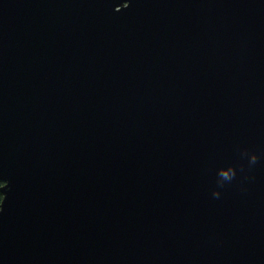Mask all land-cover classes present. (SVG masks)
Listing matches in <instances>:
<instances>
[{"label":"water","instance_id":"obj_1","mask_svg":"<svg viewBox=\"0 0 264 264\" xmlns=\"http://www.w3.org/2000/svg\"><path fill=\"white\" fill-rule=\"evenodd\" d=\"M0 183V264H264V0H0Z\"/></svg>","mask_w":264,"mask_h":264},{"label":"clouds","instance_id":"obj_2","mask_svg":"<svg viewBox=\"0 0 264 264\" xmlns=\"http://www.w3.org/2000/svg\"><path fill=\"white\" fill-rule=\"evenodd\" d=\"M257 160V157L255 155L251 156L250 157V163H255ZM231 168V167H230ZM232 169V168H231ZM221 175L223 176L224 174L221 173ZM235 173H234V170L232 169V174L230 177H227L228 181H230L233 177H234ZM214 196H218L219 194L218 193H213ZM4 201V200H3Z\"/></svg>","mask_w":264,"mask_h":264},{"label":"trees","instance_id":"obj_3","mask_svg":"<svg viewBox=\"0 0 264 264\" xmlns=\"http://www.w3.org/2000/svg\"><path fill=\"white\" fill-rule=\"evenodd\" d=\"M2 186V183H0V187ZM1 189V188H0ZM1 201H2V195H1V193H0V203H1Z\"/></svg>","mask_w":264,"mask_h":264}]
</instances>
